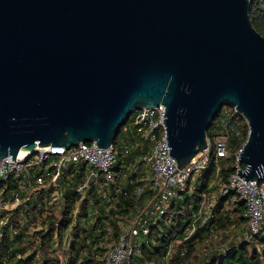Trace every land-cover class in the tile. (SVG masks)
Segmentation results:
<instances>
[{"label":"water","instance_id":"water-1","mask_svg":"<svg viewBox=\"0 0 264 264\" xmlns=\"http://www.w3.org/2000/svg\"><path fill=\"white\" fill-rule=\"evenodd\" d=\"M252 0H0V158L111 146L163 104L183 168L224 105L249 126L238 174L264 180V36Z\"/></svg>","mask_w":264,"mask_h":264},{"label":"built area","instance_id":"built-area-1","mask_svg":"<svg viewBox=\"0 0 264 264\" xmlns=\"http://www.w3.org/2000/svg\"><path fill=\"white\" fill-rule=\"evenodd\" d=\"M166 107L159 104L133 112L120 131V145L126 154L133 150H145L143 157L145 169L137 160L121 170L117 169L115 144L103 148L96 142H79L70 148L57 146L37 147L35 152L27 151L15 160L12 155L0 158V255H15L20 258L39 256L42 246L41 232L49 223L58 224V220L47 221L53 211L57 214L65 208V194L72 192L74 207L71 215L75 218L84 206V199L93 186L97 192L104 189L103 184L127 183L126 190L120 186L116 194H126L131 187L137 190L134 173L145 171L146 182L153 193L142 210L132 219L118 236L117 242L110 246L102 264H127L131 257H142L141 239L149 232V224L164 215L179 192L186 188L188 179L206 169L209 165L212 149L216 159L227 158L231 153V140L243 137L238 116L243 117L249 134L246 118L229 105H224L212 128V136H207V146L198 152L186 166L179 168L170 154L165 127ZM244 142L236 150V171L229 178V183L220 189L221 194L234 192L239 201L245 204L244 215L247 217L246 239L264 229V185L255 180L246 181L238 174L242 168L239 155ZM82 165L85 170L82 171ZM221 164L218 163L214 181L219 180ZM140 187L139 192L142 191ZM104 196V195H103ZM105 199V198H104ZM106 200V199H105ZM107 202L110 199L107 198ZM110 207L115 208L114 202ZM209 190L202 194L201 201L185 231L182 239L171 243L164 255L170 264L175 257H182L187 252L184 242L188 240L210 217ZM100 211L88 214L94 223L102 220ZM61 217V216H60ZM61 219V218H60ZM50 220V219H49ZM56 236V235H55ZM73 240L72 226L66 229L61 243L56 242L54 253L65 264V252L69 251ZM175 244L180 247L176 248Z\"/></svg>","mask_w":264,"mask_h":264},{"label":"trees","instance_id":"trees-1","mask_svg":"<svg viewBox=\"0 0 264 264\" xmlns=\"http://www.w3.org/2000/svg\"><path fill=\"white\" fill-rule=\"evenodd\" d=\"M250 16L255 28L264 36V0H252ZM212 122L207 131L210 138ZM240 127L243 128V137L231 140V153L227 158L216 159L212 149L209 165L196 175H192L186 184V188L179 192L171 204L169 210L149 224V232L141 239L142 257H131L127 264H168L164 255L168 246L176 239H182L189 223L199 206L202 194L209 189V183L214 180L218 163L221 164L219 172V185L221 188L229 183L230 176L236 171L235 152L247 138V125L243 117L238 116ZM121 131V130H120ZM120 132L115 138V150L117 157V169L121 174L124 166L137 160L141 168L145 169L143 157L145 150H133L126 154L120 145ZM242 164V163H241ZM243 165V164H242ZM82 165V171L85 170ZM145 171L132 174L137 190L133 187L126 194H116L117 189L126 190L128 186L120 178V182L103 184L104 189L99 193L96 187L84 199L83 210L72 217L74 207L72 192L65 194V208L60 213H53L43 220H58V224L49 223L45 231L41 232V249L39 256L31 255L20 258L15 255H0V264H61V259L54 253L56 242L61 243L63 235L69 226H72L73 240L70 242L69 251L65 252V264H102L110 246L117 242L118 236L132 219L148 204L153 197L146 182ZM264 185V180L261 182ZM142 188L139 192L138 189ZM220 188V189H221ZM104 195V196H103ZM110 199V201H106ZM114 202L115 208L109 206ZM99 210L100 223H94L88 214ZM245 204L238 200L234 192L221 194L220 190L211 205V213L207 222L199 225L194 234L184 242L187 252L182 257H175L170 264H264V229L261 232L246 239L247 217L244 215ZM61 216V217H60ZM61 218V219H60ZM50 219V220H49ZM235 231V236L229 232ZM219 233L222 240L220 245L208 244L206 251H201L199 242L208 238L212 233ZM56 235V236H55ZM230 238V240H227ZM175 247H180L175 244Z\"/></svg>","mask_w":264,"mask_h":264},{"label":"rangeland","instance_id":"rangeland-1","mask_svg":"<svg viewBox=\"0 0 264 264\" xmlns=\"http://www.w3.org/2000/svg\"><path fill=\"white\" fill-rule=\"evenodd\" d=\"M207 220L205 221V218L202 219L201 225L205 224L207 222ZM235 234H236L235 231L230 230V232H229L230 236L233 235L236 237ZM221 240H222V238H221L220 234L216 232V233H212L210 236H208V238H205L204 240L198 241V242H199V246H200L201 251H206L208 244L220 245L222 243ZM227 240H230V238H228Z\"/></svg>","mask_w":264,"mask_h":264},{"label":"crops","instance_id":"crops-1","mask_svg":"<svg viewBox=\"0 0 264 264\" xmlns=\"http://www.w3.org/2000/svg\"><path fill=\"white\" fill-rule=\"evenodd\" d=\"M217 185H219V180L218 181H214L212 180L210 183H209V194H210V203H209V209L211 210V205L213 204V201L215 200L216 198V195L218 194L219 190L218 188L214 189Z\"/></svg>","mask_w":264,"mask_h":264}]
</instances>
